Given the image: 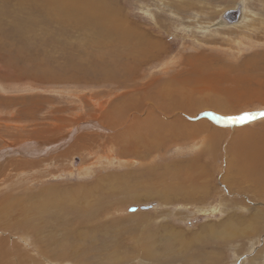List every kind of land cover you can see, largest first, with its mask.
<instances>
[{
	"label": "rangeland",
	"instance_id": "1",
	"mask_svg": "<svg viewBox=\"0 0 264 264\" xmlns=\"http://www.w3.org/2000/svg\"><path fill=\"white\" fill-rule=\"evenodd\" d=\"M102 4L108 10L91 11ZM115 8L117 12L108 13ZM230 11L240 12L228 20ZM110 15L127 23L133 38L114 33L119 27L100 25ZM137 35L143 36L145 47L155 42L161 51L142 58L125 79V54L140 49ZM261 52L264 0H0V151L98 122L103 108L120 107L125 85L138 103L169 78L178 92L175 99L180 94L187 99L179 97L182 107L173 108L162 122L169 125L178 117L172 127L182 142L190 138L188 145L160 143L147 160L127 168L108 167L89 151L70 149L58 162L46 161L48 165L32 172V177L31 166L25 165L26 173L12 169L11 179L22 171L25 180L5 187L0 182V264L168 261L160 256L175 258L173 264H264V200L254 189L256 177L247 176L245 183L242 172L229 166L264 147V85L229 90L230 82L238 84L236 65L242 64L244 80L251 75L248 71L262 66L260 61L264 64V58L255 55ZM253 58L258 63L250 68ZM194 63L214 67L209 71L215 74L206 77H218L221 84L201 76L186 81ZM222 65L226 73L220 71L225 69ZM229 65L235 66L233 70ZM252 77L264 82V71ZM151 80L155 82L151 91L133 93ZM220 88L224 95L219 96ZM213 99L226 111L207 106ZM146 100L167 107L165 100ZM196 104L198 113L185 112ZM214 116L224 120L219 139L214 140L209 129L197 135L201 121L216 125L209 121ZM140 119L146 120L147 114ZM124 131L125 122L109 135ZM71 157L74 164H69ZM96 181L97 188L91 189ZM41 193L51 196L44 212ZM106 195L107 208L98 212V199ZM90 205L92 216L84 213L79 219L78 213ZM254 212L258 215L249 225L251 237L240 234L249 227L242 223L243 216ZM168 229L178 232L176 243L168 240L173 237H168ZM161 250L165 252L156 253ZM152 251L156 258L149 259Z\"/></svg>",
	"mask_w": 264,
	"mask_h": 264
},
{
	"label": "bare ground",
	"instance_id": "2",
	"mask_svg": "<svg viewBox=\"0 0 264 264\" xmlns=\"http://www.w3.org/2000/svg\"><path fill=\"white\" fill-rule=\"evenodd\" d=\"M94 10L96 12L97 11L101 12V10H108V7L105 4H102V7L101 6H92L91 11H94ZM114 12H117L116 8L112 9V10L110 9L108 11V13H114ZM104 18H106V17H103L101 22H99L100 19H96L94 21L99 22L100 25L102 24V26L107 25L111 28L119 27V29L114 31V33L120 32L122 35L121 37L125 38V40L133 38V34H130L127 31V27H128L127 23L124 24V21L119 19V17L115 18L114 15H110L106 19H104ZM91 23H94V22H90V24ZM87 24H89V23H87ZM137 36H138V41H139L138 47L140 49L139 50L134 49L133 52H132V49H130V52H132V53L130 55H127V56L125 54V61H127V62H125V68L127 69V72L125 74V79H127V77H129V75H131V72H133V70L140 65L141 60H144L142 58H145L147 55L149 56V54L154 55V54L159 53L161 51L158 44L156 45L155 42L148 43L149 41H145L146 43H148L146 45V47H147L146 48L144 46V43L141 42L142 40H144L143 36L142 35L141 36L137 35ZM132 48H134V46ZM255 55L259 56L260 60H262V58H264V52H261V53L255 54ZM255 60H256V58H253L249 61V62H251L250 68H252L254 65H257L258 62H254ZM128 62H130L132 64H128ZM189 63H192V61L190 62V60H189ZM260 64L262 66L257 67L254 71H248L251 73V75L244 78V80H243L242 73H241L242 72V66H241L242 64L236 65V66L240 65L238 67L239 75L236 76L234 79V81H236L238 84H233L230 82L231 88L229 87V90L234 89L235 91H237V90H240L242 88H249V87H251L250 86L251 83H256L257 85H261V84L264 85L263 81L258 80L256 77L253 80V77H252L253 74H255V72H258L260 74V72L264 71V66H263L264 64H262L261 61H260L259 65ZM246 65H249V64H244L243 66H246ZM191 66H192V70H190V72H189V69H188V72H189L188 74H190V75L185 77L186 81L192 82V81L198 80L202 77L203 79L210 80L212 83H215L217 85L219 83L221 84V79L218 77H211L210 79L206 77V76L210 77L211 75L215 74V73H212L209 71L210 68L213 69L214 67H207L206 68V66H203L202 64H197V63H194L193 65L191 64ZM222 66H225V69L223 67H221L223 69H221L220 71H224V73H226L227 72L226 71V69H227L226 65H222ZM234 67L235 66H233V65L232 66L229 65L228 70L229 69L233 70ZM204 68L208 69V71ZM217 69L219 70L220 66ZM183 70H185V69H183ZM136 72H134V73H136ZM186 73H187V71H186ZM199 76H201V77H199ZM255 76H257V75H255ZM259 76H261V75H258V78H259ZM37 77H40V76H37ZM174 77H176V76H173V79H174ZM157 81H159V80H157ZM142 83H144V82H142ZM172 83H173L172 78L165 79L160 84V88L156 87L157 91H152V93H150V96L146 97L147 99L152 100L153 102L155 100L156 101L165 100L166 101L165 105L167 106L165 108L161 107L160 105H158L160 108L155 106L154 104H152V102H148L144 96L138 100L139 101L138 103L134 102L133 97H130L129 89L125 85V94L124 95L121 94L122 98L123 97H125V98L124 99L121 98L122 101L120 102V107L118 109L116 108L115 111H112L111 109L104 110V108H103V110H101V112L98 110L99 114H98L97 118L95 119V120H98V122L96 121V122L83 123L82 125H78L77 127L73 128V129L70 127L72 130H68L65 132L58 131V132L50 133L51 135L48 133L49 135L43 137L42 140H40V141H32V142H28L27 144H24V145H16V146L10 145L8 148H5L6 150L2 149L0 151V170H1L0 179H2V181H0L1 187L16 185L17 183H22L23 180H25V173L27 172L26 170L28 167H30V166L32 167V169L29 170L28 173H30V175H31L33 172V174H34L35 171L43 170L42 167L48 165L45 163L46 161L52 165L55 162H58L60 160V158L63 155H65L67 153V151H69L70 149L71 150L76 149V150H80L82 152H88L89 151L88 154H90V155L93 154V156H97V160L99 162L103 161L105 166L113 167L115 164H117L116 165L117 167L120 166V167H126L127 168V167H131L133 164H136V162H138V161L147 160L149 155L152 152H154L155 150H157V147L160 143H164V142L167 143L168 141H172L171 143H173V144H176V143L178 144L180 142L181 145L184 143H185V145H188V143H190L189 142L190 138L187 137L182 142V140H180V139H182L181 135H179V133H178L179 131L176 132L177 130L175 128H173L174 123L176 121H179L178 117H176L173 121H171L169 123V125L163 124L164 121L162 118L167 116L169 112H172L173 108L177 109L179 107H182V100L179 97H183L182 99L184 102L187 99V96H183L181 94L177 97V99H175L176 96L174 93H176L177 91L173 88ZM154 85H155V82H153L151 80L149 82V84L147 82V84H145V86L140 87L139 90H137V91L135 90L133 93H136V92L139 94L141 92H144V94L148 93V91L152 90ZM161 85H162V87H161ZM146 90H147V92H145ZM188 92H190V90H188ZM217 92H218L219 96L224 95L223 94L224 91L221 88ZM219 96H217V97H219ZM106 104H108V103H106ZM207 106H215V108L221 109L223 104L220 101L213 99L210 101V103L207 104ZM199 107H200V105L196 104V105H194L195 109L194 108H192L190 110L185 109V112H188L189 114L195 115L196 113H198ZM222 109H224L223 110L224 112L226 111V107H223ZM195 110H198V111H195ZM228 111H230L229 114H231L234 112V108L228 109ZM144 113L147 114V119L141 120L140 119L141 114H144ZM189 114H187V116L191 117V115H189ZM225 120H229V118L225 119ZM241 120L242 119H239V122L243 121V120L242 121ZM209 121L215 123L216 125H210L211 123L209 124L207 120L201 121L199 124H197V127H199L201 130L197 135H202L205 130L209 129L213 133L212 135H213L214 140H216L217 138L219 139V137H217L218 134L221 133V128L219 126H221V124H224L223 123L224 120H222L221 118H219L217 116H214L211 119H209ZM215 121H217V122H215ZM124 122H125V131L124 132L119 133L117 135H113V136L109 135V134H111V131H114L118 127L122 126L124 124ZM226 122H228V121H226ZM117 140H119V143L117 142ZM117 144H119V146H118L119 151H117L115 154V147L117 146ZM198 156H200V155H198ZM71 160H72V157L69 160V164H74V162H75L74 158L72 160V163H71ZM38 162H41V163L38 164ZM3 163L5 164V166ZM192 163H190L189 165H191ZM25 165H28V167L26 168ZM229 166L234 167L237 173L239 171H241L242 173L241 172L240 173L242 174V178L244 181L247 179V176H249V175H251L250 178H253V176L256 177V178H253L254 179V189H256L257 192L259 193V195H257V196L262 198V200H264V147H261V150L259 148L255 153L251 154L248 158L244 157V160H242V161H240V160L233 161V166L231 164H229ZM60 167H62V166H60ZM14 168H17L18 171L24 170L25 173H22V171H21V172H19L20 173L19 178L14 177L13 179H11V177L8 176V172ZM82 170H83V168H82ZM86 170L88 171V168H86ZM196 172L198 174L203 173L202 169H198V168H197ZM204 173H205V171H204ZM14 174H15V171H14ZM81 175H82V173H81ZM12 176H13V174H12ZM32 176L33 175H31V177ZM112 177H115V176H112V175L106 176L107 179L112 178ZM245 183H247V180ZM97 186H98V183L96 181L95 183H93V186H91V189L97 188ZM85 192H87V190H85ZM41 196L43 197V202H44V206H43V210H42L44 212L45 209L47 207H49V205L51 204V196H46L45 194L42 195V193H41ZM165 199L170 200L166 196H165ZM6 200L7 199H5V201ZM184 200L188 201L189 198L185 197ZM106 201H107V203H109L108 195L103 196L102 200L98 199V206L96 207V210L98 212L107 208L106 207ZM79 202L82 203V202H85V200H80ZM92 208L94 209V206L90 205L84 209V212L78 213L79 219L83 220L84 213L87 217H91L92 215H91V213H89V211H91ZM210 212H211V214H213L212 213L213 211H210ZM252 214H253L252 216H243V218L241 220L242 223L247 222L246 226H249L250 224L255 223L258 213L254 212ZM51 222H52V220H51ZM50 224H52V223H50ZM220 224H222V223H220ZM55 225H56L55 229L57 230L58 226H57V224H55ZM78 226L79 225L77 224L76 227H78ZM243 227H244V225H243ZM249 228H251V226L242 228L240 231V234H243L247 237H251V235H248L249 234L248 232H250V230H251V229L249 230ZM252 228H254V227H252ZM107 232L109 233V231H107ZM167 233H168V237L173 236L172 240L170 237L168 240H170V242L176 243L177 237H178V232H174V230L168 229ZM228 233L229 232L225 233L224 235H226ZM234 234H236V233H233L231 236H235ZM6 246H7V244H6ZM67 249H68V246H67ZM67 249L60 251L58 256H60L61 254L63 256ZM201 251H203V250H201ZM159 252L164 253L165 251L161 250V251H157L156 253H159ZM148 253H149L148 254L149 259L156 258L155 256L157 254L154 251L148 252ZM196 253H199V251H197ZM159 258L164 259V260L166 259L168 261L163 262V260H162L161 262H159L158 259H155V261L158 260V262H156V264H164V263L165 264H173L176 261L175 258H173V257H170V258L168 257V259H167V257H165V256H160ZM185 258H186V256H185ZM186 263L187 262L183 261V264H186Z\"/></svg>",
	"mask_w": 264,
	"mask_h": 264
},
{
	"label": "water",
	"instance_id": "3",
	"mask_svg": "<svg viewBox=\"0 0 264 264\" xmlns=\"http://www.w3.org/2000/svg\"><path fill=\"white\" fill-rule=\"evenodd\" d=\"M240 11H230V12H227V15L225 16V17H227V19L228 20H230V19H232L235 15L237 16V15H239L238 13H239ZM230 16V17H229ZM216 206L217 205H215V206H213V209L212 210H214V208H216ZM215 211V210H214Z\"/></svg>",
	"mask_w": 264,
	"mask_h": 264
},
{
	"label": "crops",
	"instance_id": "4",
	"mask_svg": "<svg viewBox=\"0 0 264 264\" xmlns=\"http://www.w3.org/2000/svg\"><path fill=\"white\" fill-rule=\"evenodd\" d=\"M3 150H6V149H3Z\"/></svg>",
	"mask_w": 264,
	"mask_h": 264
}]
</instances>
